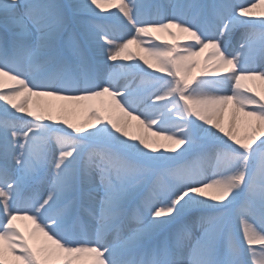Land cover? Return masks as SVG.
Instances as JSON below:
<instances>
[{
	"label": "snow or ice",
	"instance_id": "6c2138e0",
	"mask_svg": "<svg viewBox=\"0 0 264 264\" xmlns=\"http://www.w3.org/2000/svg\"><path fill=\"white\" fill-rule=\"evenodd\" d=\"M0 23V264H264V0H0Z\"/></svg>",
	"mask_w": 264,
	"mask_h": 264
},
{
	"label": "bare ground",
	"instance_id": "6f19581e",
	"mask_svg": "<svg viewBox=\"0 0 264 264\" xmlns=\"http://www.w3.org/2000/svg\"><path fill=\"white\" fill-rule=\"evenodd\" d=\"M160 1H166V0H147V2L152 3V4H156ZM67 2H69V0H66V3ZM111 10L114 11L115 9H111ZM255 11L259 12L260 9H256ZM2 31H3V25H2V23H0V32H2ZM171 31L175 32L176 30L171 29ZM126 34L127 33H125V35ZM162 37H163V39H160V40L156 39V42L157 43L167 42L169 44L178 43L180 45H183L184 43L188 42L187 37L184 35H178L175 39H173L172 37H170L166 33H164ZM145 39H151V38H145ZM233 44L236 47H238L237 40L234 39ZM129 48H130V50H132L133 52L136 53L137 58L140 55H143V53L137 49L136 45H134V44L130 45ZM230 48H229V51H233V47H232V49H230ZM201 59H202V57H201ZM140 63H141L142 67L146 68V66L143 65L142 61H140ZM261 66H264V63L261 64ZM146 70L152 71L151 69H147V68H146ZM195 70H198L197 75H199L200 72H199L198 67L192 68L190 73L195 72ZM156 75H163V74L156 73ZM137 78L139 79V77H137ZM137 84H139V83H137ZM104 99H107V98H104ZM3 103L4 102L0 101V104H3ZM5 106H7V105H5ZM26 107L33 109V110H38V109L42 110L43 114H47L46 110L50 108L51 114L53 116H56L59 118L57 123L62 121L64 118H67L73 124H76V125L84 124L87 127L88 125L95 123L94 120L89 118L90 111L92 109L99 110L101 108V105L99 103V100L67 101V100L57 99L56 97H51V96H31V97H29V99L27 101ZM99 114L100 115H107V113L104 111H100ZM226 114H227V112L225 113L224 123H226L227 118H228V116ZM17 115L23 116V114H21V113H17ZM137 123H138L137 121H132V124H134V125ZM129 131L135 133L137 131V129L131 128V129H129ZM147 135L150 137V133H147ZM157 139L159 140L157 147L159 148L160 151H163L164 148L160 147V146L161 145H169V142L164 141L162 138H157ZM46 194H47V184L43 183V182L30 185L29 188L25 192L26 197L32 196V195H46ZM15 223H16V226L20 229L21 233H23L25 235V237L27 238L28 229L31 226V222L25 221V220H18ZM29 243L32 244L33 241L31 239H29Z\"/></svg>",
	"mask_w": 264,
	"mask_h": 264
},
{
	"label": "rangeland",
	"instance_id": "374dc122",
	"mask_svg": "<svg viewBox=\"0 0 264 264\" xmlns=\"http://www.w3.org/2000/svg\"><path fill=\"white\" fill-rule=\"evenodd\" d=\"M59 2H61V3H66V0H59ZM166 2V1H165ZM232 2H241V0H232ZM253 19H260L261 17H259V16H256V17H252ZM240 31H242V30H238L237 31V34H236V36H237V38L235 39V40H237V43H238V37H239V32ZM117 34H119V29H117ZM163 34H164V32H153L152 33V37H155V38H157V40H160V39H163ZM230 48V47H229ZM230 49H232V47L230 48ZM264 62H261V64H263ZM261 64H260V66H261ZM197 73H198V70H195V72H191L190 73V75H194V76H196V77H200V74L199 75H197ZM138 79V78H137ZM139 82V81H138ZM121 83H123V81H121ZM257 83H259V82H257ZM95 103V102H94ZM148 103H151V101H148ZM227 116H228V113L226 114ZM227 126V121H226V123H225V127ZM157 139V138H156ZM159 141V140H158ZM259 141H257V143H258ZM165 146H169V145H165ZM167 154V153H166ZM211 194V193H210ZM198 234V232H194L193 233V235L195 236V235H197Z\"/></svg>",
	"mask_w": 264,
	"mask_h": 264
}]
</instances>
